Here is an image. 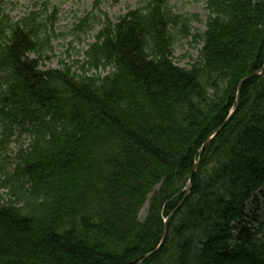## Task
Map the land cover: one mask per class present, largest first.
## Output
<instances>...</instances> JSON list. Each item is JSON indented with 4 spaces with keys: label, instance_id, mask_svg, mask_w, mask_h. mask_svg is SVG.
Returning a JSON list of instances; mask_svg holds the SVG:
<instances>
[{
    "label": "trees",
    "instance_id": "trees-1",
    "mask_svg": "<svg viewBox=\"0 0 264 264\" xmlns=\"http://www.w3.org/2000/svg\"><path fill=\"white\" fill-rule=\"evenodd\" d=\"M4 5L0 145L17 128L31 140L0 164V264H137L169 216L142 264H264V219L247 216L264 188V70L239 90L264 66V0H207L184 66L175 44L198 16L140 0L104 14L80 71L41 68L46 21Z\"/></svg>",
    "mask_w": 264,
    "mask_h": 264
},
{
    "label": "rangeland",
    "instance_id": "rangeland-1",
    "mask_svg": "<svg viewBox=\"0 0 264 264\" xmlns=\"http://www.w3.org/2000/svg\"><path fill=\"white\" fill-rule=\"evenodd\" d=\"M3 12L17 20L29 12L40 13V18L47 23L48 34L51 38V49L42 60L41 68L57 69L63 63L80 71L84 61V51L95 41V35L101 28L104 14L116 21L129 8H134L140 0H4ZM207 0H170L174 11L181 16L197 15L198 20L191 21L189 37L179 39L175 44V61L180 65H188L191 58H196L201 48V42L193 38L194 34L202 33L206 28L207 14L205 10ZM191 57V58H190ZM2 127L0 126V142ZM31 136L17 128L9 147L0 145V164L2 159L16 158L21 148L30 143ZM12 162V161H11ZM6 166V165H5ZM1 181V176H0ZM5 190L0 187V197ZM254 206L247 213L248 218L253 215L257 219L264 218V190L257 200L251 199ZM146 206L141 212L143 217ZM254 222V221H253ZM256 224V222H254Z\"/></svg>",
    "mask_w": 264,
    "mask_h": 264
},
{
    "label": "water",
    "instance_id": "water-1",
    "mask_svg": "<svg viewBox=\"0 0 264 264\" xmlns=\"http://www.w3.org/2000/svg\"><path fill=\"white\" fill-rule=\"evenodd\" d=\"M256 74H258V72H254V73L250 74V75H249L247 78H245V79H249V78L255 76ZM245 79H244V80H245ZM244 80H242V81L240 82V86H239L240 88H241L242 83H243ZM231 116H232V114L229 116V118H228V119H227V120H226V121H225V122H224V123H223V124L217 129V130H216V131H219L222 127H224V126L226 125V123L229 121V119L231 118ZM210 139H211V138H208V139L204 142V144H203V146H202V149L200 150V154H202L204 148L207 146V144L209 143ZM197 166H198V162H196L195 165H194V167L192 168L191 174H190V176H189V180H188V182H187V184H186V187H185V193H184V196H183L181 202L178 204L177 208L181 206V204L184 202V200L186 199V197L188 196V194H189V192H190V189H191V180H192L193 175H194V173H195V171H196V169H197ZM177 208H176V209H177ZM176 209H175V210H176ZM175 210H174V211H175ZM173 213H174V212H173ZM167 234H168V220H166V222H165L164 230H163V235H162V239H161V242H160L159 246H158L155 250H153L152 252H150V253L144 255V256L142 257V259L139 260V262H137V264H142L147 258H149L151 255H153L154 253H156V252H157V251L163 246V244L165 243L166 238H167Z\"/></svg>",
    "mask_w": 264,
    "mask_h": 264
}]
</instances>
